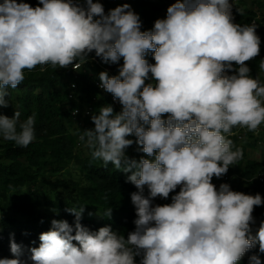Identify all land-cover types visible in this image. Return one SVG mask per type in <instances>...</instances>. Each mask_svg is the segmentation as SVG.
Masks as SVG:
<instances>
[{
  "label": "clouds",
  "instance_id": "clouds-1",
  "mask_svg": "<svg viewBox=\"0 0 264 264\" xmlns=\"http://www.w3.org/2000/svg\"><path fill=\"white\" fill-rule=\"evenodd\" d=\"M232 8L230 0H175L165 18L142 31L129 3L106 12L100 0L0 2V108L9 106V89L23 83L26 70H77L93 53L104 64L123 59L117 75L99 73L98 85L121 110L100 107L79 139L93 160L130 173L126 182L137 189L127 238L111 225L90 230L81 223L85 205L69 206L73 224L53 219L28 256L12 234L13 258L0 264H137L136 257L139 264H240L257 243L248 264H262L264 221L253 234V212L264 198L212 182L243 159L228 138L233 129L258 132L264 124V84L246 63L260 53L258 24L235 23ZM20 117L17 109L11 117L0 113V138L27 147L36 139L35 118ZM133 143L146 156L130 158ZM170 193L171 203H153ZM112 212L95 214L111 219Z\"/></svg>",
  "mask_w": 264,
  "mask_h": 264
},
{
  "label": "trees",
  "instance_id": "trees-1",
  "mask_svg": "<svg viewBox=\"0 0 264 264\" xmlns=\"http://www.w3.org/2000/svg\"><path fill=\"white\" fill-rule=\"evenodd\" d=\"M26 2L33 7L38 4V0ZM230 2L233 3L235 23L245 25L255 21L258 29L264 28V0ZM124 3H129L139 14L142 31L151 30L155 20L160 17L162 7L154 0H102L106 12ZM170 3H175V0H170ZM238 9H243V13ZM259 37L260 53L246 63L251 69L250 75L257 78L261 74L258 79L264 84V70L259 67L264 61V35ZM90 56H94V53ZM146 58L149 63H155L151 53ZM122 64L123 59L119 65L103 63L110 76L117 75ZM101 71L105 69L90 59L77 70L72 66L66 69L43 66L41 70V66H37L30 72L26 70L25 80L16 89H9V106L0 108V113L11 117L17 109L22 121L34 116L36 139L27 147H20L0 138V258H13L10 252L12 234L22 246L24 255L28 256L31 247L39 246L40 234L51 228L53 219H65L73 224L74 215L65 211L69 206L85 205V209L101 213L109 207L113 208L111 219L83 216L81 223L92 231L111 225L114 231L121 232L127 238L128 232L134 230L136 212L130 194L137 189L126 182V176L130 173L116 170L111 163L105 167L101 161L93 160L91 150L83 142L78 144L77 136L83 130L94 127L91 117L84 119L80 127L70 119V110L85 103L93 108L91 116L98 114L99 108L106 104L111 105L115 113L121 110V107L111 104L108 92L98 90L96 81ZM228 74L233 73L229 70ZM70 82L78 86L74 100L67 98ZM261 130L264 132V124ZM233 132L234 135L228 138L233 141L234 148L243 150V159L230 168H238L240 178L247 183L264 171V149L259 160L249 157V150L256 148L258 143L259 129L252 132L246 128H234ZM141 154L135 148L128 156L135 158ZM72 164L76 168L66 172ZM34 186H46L48 199L41 202L40 198L34 197ZM19 191L23 192L21 198L12 195ZM176 191H179V187ZM253 215L256 218L255 234L262 217L259 206H254ZM258 250L259 243L245 254L240 264H248L249 256L257 254ZM260 258L264 264V254H260ZM140 259L136 257L137 264Z\"/></svg>",
  "mask_w": 264,
  "mask_h": 264
},
{
  "label": "rangeland",
  "instance_id": "rangeland-1",
  "mask_svg": "<svg viewBox=\"0 0 264 264\" xmlns=\"http://www.w3.org/2000/svg\"><path fill=\"white\" fill-rule=\"evenodd\" d=\"M154 2L161 6V12L159 13L160 17L159 18H165L166 15L165 13H167V8L171 5L170 0H154ZM257 31V35L258 36H262L264 35V28L259 27V29H256ZM263 71V70H262ZM261 76V74L257 77L259 78ZM149 81H146V83ZM258 134V133H257ZM131 138V137H129ZM258 143L256 144V148H254L253 150H249V157L254 158L256 160H259L261 157V151L262 149H264V132H262L261 130V126L259 127V134H258ZM137 145L135 143H133L132 146L128 147L126 150V154L129 155L133 150H135V148ZM85 153V151L83 152V154ZM142 156H145L144 153H142L141 155H137L135 156V159H140ZM70 168H76V166L74 164L70 165V167L68 168V170H66V172H68L70 170ZM230 176V181L228 182V184L230 185L231 189L234 191H239V192H243L245 194H252L255 195L257 193H259L262 198H264V171L260 172V174L256 175L252 181L250 182H243L242 179L239 176V171L238 168L233 169V168H229L228 172H227ZM216 177H213V179H215ZM32 189L34 190V197H38L40 198L41 202H43L44 200L48 199V188L46 186H39V187H32ZM23 192H17V193H12V195L16 198H21V194ZM171 195H173V193H170V196L168 199H160V198H156L154 200V204H167L171 202ZM260 208V215L261 220L260 221H264V205L259 206ZM92 212L93 215L89 216L88 213ZM97 211L93 210V211H89L87 209H85L84 212V217L86 218H94V219H98L100 215H96ZM259 226V225H258Z\"/></svg>",
  "mask_w": 264,
  "mask_h": 264
},
{
  "label": "built area",
  "instance_id": "built-area-1",
  "mask_svg": "<svg viewBox=\"0 0 264 264\" xmlns=\"http://www.w3.org/2000/svg\"><path fill=\"white\" fill-rule=\"evenodd\" d=\"M0 2H2V0H0ZM100 2L102 3V0H100ZM253 22H255V21H252L251 23H253ZM257 28H258V27H257ZM90 61H91L92 63L98 65L99 67L104 68L105 71H107V72L110 74L109 70H108L107 68L104 67V65H103V63L101 62V60L98 59L97 57L92 56V57L90 58ZM72 68H73V67H72ZM73 69H74V68H73ZM74 70H75V69H74ZM96 85H97V86L99 85V76H98V78H97ZM98 90L103 91V89L100 88L99 86H98ZM77 91H78V86H77V84H76L75 82H70V83H69V93H68V95H67V98H68L69 100H74V99H76V95H75V94L77 93ZM109 98H110L111 104H112L113 106H115V107H121V105L119 104V102L116 101V100H114L112 94H110V93H109ZM77 105H78V104H77ZM92 110H93V108H92V106H91L90 104H86V103H85L84 106H76V107H74L73 109L70 110V119L72 120V122H73L77 127H80V126L83 125V121H84V119H88V118L91 117ZM79 136H80V135L77 136L78 141H79L78 144H80V142H82V141H80ZM131 139L135 140V137L133 136V137H131ZM229 181H230V176H229L228 173H226L225 175H223V176L220 177V178H215V179H213L212 182L216 185V187H217V189H218V188H219V185H220L221 183H228Z\"/></svg>",
  "mask_w": 264,
  "mask_h": 264
},
{
  "label": "crops",
  "instance_id": "crops-1",
  "mask_svg": "<svg viewBox=\"0 0 264 264\" xmlns=\"http://www.w3.org/2000/svg\"><path fill=\"white\" fill-rule=\"evenodd\" d=\"M260 174V173H259Z\"/></svg>",
  "mask_w": 264,
  "mask_h": 264
}]
</instances>
